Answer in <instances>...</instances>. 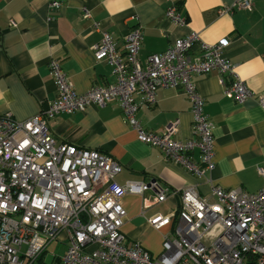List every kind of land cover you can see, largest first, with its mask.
Here are the masks:
<instances>
[{"label":"built area","instance_id":"built-area-1","mask_svg":"<svg viewBox=\"0 0 264 264\" xmlns=\"http://www.w3.org/2000/svg\"><path fill=\"white\" fill-rule=\"evenodd\" d=\"M50 7L58 8V1ZM252 0H232L220 13L249 11ZM89 16L82 10V18ZM166 16L177 25L184 19L171 5ZM141 28L135 25L124 36L123 52H117L110 36L92 46L96 60L113 66L114 82L75 92L59 62L49 60L56 98L39 113L23 121L0 113V264H264V186L248 193L239 188L211 186V195L201 197L194 186L178 190L158 189L155 182L126 181L115 175L121 166L94 149L57 142L48 121L59 113L84 111L116 100L122 119L137 139L155 146L190 173L210 182L214 167L211 124L203 114V99L192 77L215 70L223 94L241 104L252 95L235 73V64L223 55L228 38L206 43L195 32L176 38L161 53L138 59ZM182 86L191 104L193 137H174L177 122L160 132L146 130L136 118L140 101L155 103L157 88ZM257 102L264 107V97ZM198 150L199 160L192 159ZM264 176V170L257 168ZM156 189L157 202L179 195V205L167 215L149 219L155 229L174 218L170 233L163 236L159 254L152 256L139 242H127L121 230L124 194L142 195ZM64 245L61 255L46 249Z\"/></svg>","mask_w":264,"mask_h":264},{"label":"crops","instance_id":"crops-1","mask_svg":"<svg viewBox=\"0 0 264 264\" xmlns=\"http://www.w3.org/2000/svg\"><path fill=\"white\" fill-rule=\"evenodd\" d=\"M0 0V113L18 121L35 114L56 98L49 60L60 63L75 92L114 82L113 66L96 60L92 46L107 33L117 52H123L124 36L135 25L141 28L138 59L163 52L176 38L195 32L206 43L228 38L223 55L235 64V73L252 93L241 104L223 94L215 70L194 75L192 80L203 99L202 110L211 124L214 167L210 182L166 159L155 146L137 139L135 130L122 119L116 100L84 111L59 113L48 121L57 142L98 150L121 166L115 181L155 182L158 189L180 191L194 186L201 197L214 200L211 186L223 190L239 188L248 193L264 186V0H252L249 11L220 13L232 0ZM174 5L184 23L177 25L166 16ZM89 16L82 18V10ZM137 101L136 118L146 130L160 132L177 122L174 137L193 136L191 104L180 85L157 88L155 103ZM199 160L198 150L191 154ZM156 189L142 195L124 194L121 230L127 242H139L152 256L160 253L163 236L171 232L174 218L155 229L149 219L178 208L176 194L157 202Z\"/></svg>","mask_w":264,"mask_h":264},{"label":"rangeland","instance_id":"rangeland-1","mask_svg":"<svg viewBox=\"0 0 264 264\" xmlns=\"http://www.w3.org/2000/svg\"><path fill=\"white\" fill-rule=\"evenodd\" d=\"M64 250V245L62 244H58L56 246H53V245H50L47 249H46V252H45V256H44V262H47L49 263L52 259V255L49 254L48 252L52 251L54 252L56 255H61L62 254V251Z\"/></svg>","mask_w":264,"mask_h":264}]
</instances>
